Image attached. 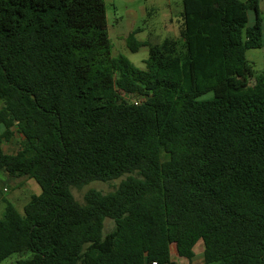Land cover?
Wrapping results in <instances>:
<instances>
[{
	"label": "trees",
	"instance_id": "16d2710c",
	"mask_svg": "<svg viewBox=\"0 0 264 264\" xmlns=\"http://www.w3.org/2000/svg\"><path fill=\"white\" fill-rule=\"evenodd\" d=\"M182 4L179 38L125 39L141 69L113 56L105 0H0V173L41 188L22 213L0 188V264H177L199 242L204 264H264L260 0Z\"/></svg>",
	"mask_w": 264,
	"mask_h": 264
},
{
	"label": "rangeland",
	"instance_id": "374dc122",
	"mask_svg": "<svg viewBox=\"0 0 264 264\" xmlns=\"http://www.w3.org/2000/svg\"><path fill=\"white\" fill-rule=\"evenodd\" d=\"M107 6L108 31L113 44V56L124 55L136 67L144 69V61L149 57L148 47H142L138 52L132 53L127 48L125 39L129 34H134L137 40H147L156 45L162 43L167 38H179V29L182 24V0H105ZM260 13L264 28V0H260ZM254 14H250L249 24L253 21ZM248 61L253 65L256 76H264V40L260 49H249L246 52ZM212 94H208L204 99H209ZM129 99L127 96H123ZM22 138L16 135L9 143L3 144V150L7 153H15L20 147ZM125 175L119 179L101 182L95 181L82 188L72 187L71 192L74 198L81 204L85 203V196L90 190H97L103 194L113 192L117 189ZM0 188L2 198L14 204L19 212H23V207L34 194H40V186L27 177L12 178L5 173H0ZM6 204L0 201V219L5 212ZM114 221L106 219L104 223V234L112 231ZM204 248L203 242H199L194 249L196 257L189 262L187 259L176 255L175 247H172L173 259L177 264H204L203 257L199 253L200 247ZM19 254H13L5 259L1 264H14L22 259Z\"/></svg>",
	"mask_w": 264,
	"mask_h": 264
},
{
	"label": "crops",
	"instance_id": "0c3cea01",
	"mask_svg": "<svg viewBox=\"0 0 264 264\" xmlns=\"http://www.w3.org/2000/svg\"><path fill=\"white\" fill-rule=\"evenodd\" d=\"M182 10H183V8H182ZM178 34H180V29H179V32H178ZM263 40H264V28H263ZM139 41H147V40H139ZM3 127H1V129H0V134L3 132ZM17 135V134H16ZM15 135V136H16ZM22 138V137H21ZM4 144V143H3ZM3 144H2V149H3ZM199 253L203 256V247L201 246L200 247V250H199ZM196 255V254H195ZM196 257V256H195Z\"/></svg>",
	"mask_w": 264,
	"mask_h": 264
},
{
	"label": "built area",
	"instance_id": "2783aa9c",
	"mask_svg": "<svg viewBox=\"0 0 264 264\" xmlns=\"http://www.w3.org/2000/svg\"><path fill=\"white\" fill-rule=\"evenodd\" d=\"M150 264H160V263L157 261H152Z\"/></svg>",
	"mask_w": 264,
	"mask_h": 264
}]
</instances>
